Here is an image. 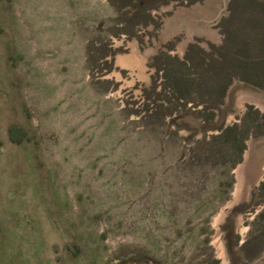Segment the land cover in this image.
Here are the masks:
<instances>
[{"label":"rangeland","instance_id":"374dc122","mask_svg":"<svg viewBox=\"0 0 264 264\" xmlns=\"http://www.w3.org/2000/svg\"><path fill=\"white\" fill-rule=\"evenodd\" d=\"M205 69L217 106L167 79ZM263 252L264 0H0V264Z\"/></svg>","mask_w":264,"mask_h":264},{"label":"trees","instance_id":"16d2710c","mask_svg":"<svg viewBox=\"0 0 264 264\" xmlns=\"http://www.w3.org/2000/svg\"><path fill=\"white\" fill-rule=\"evenodd\" d=\"M252 24L254 25H260V22H257L255 19L252 20ZM256 27V26H255ZM256 29V28H255ZM257 44L252 45L251 47H255L254 49H257ZM240 48V49H239ZM246 49L245 45H237V48H235V52L237 54V58L235 61H233L231 67L233 69H239L243 70L242 75L240 76L243 81L246 82H251L252 76H248L247 74L245 75L244 73H247V71L253 70L252 68L256 66V63L249 62L246 56L243 54V51ZM242 52V54H240ZM206 56L203 55V59ZM257 61V60H256ZM202 62V61H201ZM255 62V61H253ZM226 62L220 63V66H222V69L224 67L229 68L228 64H225ZM177 65L184 71L187 66H189V61L188 59L182 60L177 62ZM206 68L208 66L205 65ZM209 69V68H208ZM208 69L203 70L202 73L198 75H188V74H182L178 73L175 76H171L170 78L167 77L169 83H171L172 88L174 91L178 94L180 98H183L184 100H193L196 102H201L203 103H210V106H217L219 105L226 93L227 87L230 84L231 77L228 75H222L221 73L217 76H212V77H206V73L210 72ZM226 70V69H225ZM245 70V71H244ZM170 76V75H169ZM255 78L256 81H261L260 77L256 76ZM254 79V78H253ZM253 81V80H252ZM213 86L218 87V90L214 93H209L206 92L208 91V88H211ZM198 102V104H199ZM237 126H230L225 128L224 130L220 131L221 133L219 136H227L228 134H231L233 132H236ZM247 134H241L239 137H235L233 140L237 141L238 146H239V152L244 149L243 146V139L246 137ZM225 138V137H224ZM239 138V139H238Z\"/></svg>","mask_w":264,"mask_h":264},{"label":"water","instance_id":"95a60500","mask_svg":"<svg viewBox=\"0 0 264 264\" xmlns=\"http://www.w3.org/2000/svg\"><path fill=\"white\" fill-rule=\"evenodd\" d=\"M264 257V252H263V254L260 256V257H258L257 259H255L251 264H256L258 261H260L262 258Z\"/></svg>","mask_w":264,"mask_h":264}]
</instances>
